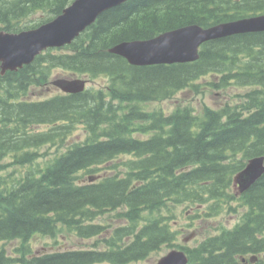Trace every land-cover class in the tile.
Masks as SVG:
<instances>
[{"label":"trees","instance_id":"1","mask_svg":"<svg viewBox=\"0 0 264 264\" xmlns=\"http://www.w3.org/2000/svg\"><path fill=\"white\" fill-rule=\"evenodd\" d=\"M74 1L0 0V31L36 29ZM261 14L264 0H130L71 45L4 76L0 69V243L21 242L15 255L0 250V264H134L164 248L183 249L189 264H264V175L241 196L233 192L234 176L264 156V32L207 42L192 63L139 67L110 52L189 25ZM57 70L105 84L32 100ZM207 76L213 79L203 85L211 89L248 90L219 110H147L188 89L200 94ZM81 128L86 140L68 144ZM46 145L57 149L42 164ZM102 167L104 178L81 181ZM181 206L194 209L190 224L202 228L225 211L243 212L232 229L220 224L189 247L177 243ZM110 213L118 225L104 237L111 226L95 221ZM62 230L102 238L94 249L31 250L33 237L56 238Z\"/></svg>","mask_w":264,"mask_h":264},{"label":"water","instance_id":"2","mask_svg":"<svg viewBox=\"0 0 264 264\" xmlns=\"http://www.w3.org/2000/svg\"><path fill=\"white\" fill-rule=\"evenodd\" d=\"M130 0H76L61 15L32 30L20 33L0 31L1 74L32 64L44 51L72 44L106 11ZM264 32V14L220 23L208 28L189 25L165 32L150 40L122 42L110 52L125 58L133 66L192 63L200 58L203 44L239 34ZM66 94L83 93L87 79L57 78L52 83ZM264 175V156L249 160L233 181L234 191L242 195ZM93 179H91L92 181ZM194 234L185 239H192ZM182 250H172L155 264H188Z\"/></svg>","mask_w":264,"mask_h":264},{"label":"rangeland","instance_id":"3","mask_svg":"<svg viewBox=\"0 0 264 264\" xmlns=\"http://www.w3.org/2000/svg\"><path fill=\"white\" fill-rule=\"evenodd\" d=\"M77 78L76 76H73ZM80 77V76H79ZM56 78H71V75L62 71L57 70L51 76L49 85H46L42 88H39L35 91V94L31 97L34 101H43L49 98H52L59 94L58 91L53 85L52 82L56 80ZM82 79V78H80ZM213 79L212 76H207L206 79L201 80L199 83L202 85L207 83V81H211ZM88 86L89 87H103L105 81H91ZM201 93H195L193 90H185L180 92L175 98L171 100H166L163 102H154L146 105L147 110H163L166 114L171 113L178 106H191L195 108L196 112H201L204 106L211 107L213 109L219 110L225 107L227 104H236L239 102V94H244L248 89L238 88L236 86H231L226 90H215L211 89L207 85H203ZM46 127H42L41 130H46ZM87 133L81 128L76 131L68 140V144H73L74 142L85 141L87 138ZM56 147H52L50 145H46L41 147L39 153L43 155L40 158V162L43 164V161L53 158L56 153ZM65 148H62L60 152H64ZM127 159V158H125ZM10 171L13 170L11 167ZM81 181H87V176ZM237 204V203H236ZM194 212V209H191ZM190 210L185 209V207L181 206L178 208L177 213V221L174 222L175 228L179 231H183V233L179 236L177 241L178 244H185L183 239L185 240L191 233H197L198 235L192 239L188 240L187 246L195 247L200 241H202L208 232L212 234L216 233L214 230L220 224H223L226 228L232 229L239 221L241 217V213L239 215L231 214L229 211H225L221 216L212 218L209 224H205L204 228L200 226V221L196 223V227H193L191 221L189 220V216L187 213ZM95 223L110 225L111 227L108 230L117 227L118 221L116 219V213H110L102 218H98ZM210 226V228H208ZM102 237H93L90 239H81L76 234L70 233L67 230H62L56 238L37 235L32 238L30 241L31 250L34 253H42L45 251H52L58 249H94L97 241H99ZM21 246V242L19 240L9 241L0 243V250L5 248L8 255H15L17 253L18 248ZM102 248V246H98ZM173 248H164L161 251H157L152 253L147 259L142 260L138 263L134 264H150L160 259L162 256L166 255Z\"/></svg>","mask_w":264,"mask_h":264},{"label":"bare ground","instance_id":"4","mask_svg":"<svg viewBox=\"0 0 264 264\" xmlns=\"http://www.w3.org/2000/svg\"><path fill=\"white\" fill-rule=\"evenodd\" d=\"M209 42H210V41H209ZM122 58H123V57H122ZM124 59H125V58H124ZM199 59H200V58H199ZM199 59H198V60H199ZM125 60H126V59H125ZM130 65H131V64H130ZM0 69H1V68H0ZM2 76H4V75H2Z\"/></svg>","mask_w":264,"mask_h":264}]
</instances>
